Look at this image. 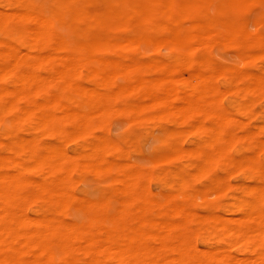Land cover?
Instances as JSON below:
<instances>
[{"label": "bare ground", "instance_id": "1", "mask_svg": "<svg viewBox=\"0 0 264 264\" xmlns=\"http://www.w3.org/2000/svg\"><path fill=\"white\" fill-rule=\"evenodd\" d=\"M98 1L102 2L103 9L90 17L84 3L91 0H50V7L45 9L29 0H0V5L2 4L0 7V133L10 138L8 143L0 141L3 146V150L0 151V263L55 264L53 262L55 254L49 244L53 239H59L63 256L68 258V264H77L75 257L77 252L89 257V260L83 264H217L218 262L264 264V212L258 206V201L263 196V183L262 187L260 186L262 184L258 186L255 184L256 187L253 188L251 186L249 188V185L245 186L251 194L250 198L233 201L231 209L236 210L238 217H226L216 214L217 212L210 215L190 214L186 210L182 212V214H190L189 217H196L214 240L222 241L220 245L212 243L205 250L200 251L199 247L184 235V225L180 220L158 221L159 233L155 235L140 229L137 225H131L133 221L143 220L136 215L130 216L127 206L136 203L148 204L145 199H140L138 194V177L135 170L121 171L118 179L120 185L115 195L119 202L116 211L111 210L110 201L115 200L112 196L104 195L100 201L93 203L80 196L77 198L64 189V177L56 173L63 172L65 175L69 172L99 168L97 163L103 161V151L113 146L107 139L94 143L91 153H76L73 156L69 153L68 156L66 154L68 152H64L66 150L62 149L61 144L40 146L28 137L20 140L14 137L18 123L23 124L25 128H45L51 133L60 132L67 122L66 119L71 120L75 127H86L91 121V114L98 112L114 114L115 109L117 112L113 103L121 94L148 98L149 102L146 104L143 102L144 105H141L143 107L169 105L168 94L172 88H175L172 81L177 75L167 79L166 77L164 79V76L162 79L160 75L161 79L157 78L160 83L153 82L152 85L139 78L132 84L111 89L108 85L109 78L117 73L128 75L130 67L126 63L121 64L115 57L106 58L100 54L103 49H123L139 41L154 43L158 40L166 44L169 49L180 51V58L186 61L182 68L165 66L164 72L167 74L174 71L184 72L189 85H201L199 93H193L195 96L191 98L186 97L183 105L180 104L178 107L173 105L175 109L171 110L175 117H179L177 120H199L192 129L202 133L204 143L209 147L204 149L202 145L194 143L193 147L190 146L191 149L186 150V155L196 161L193 172L203 174L210 171L217 156L227 161L225 152L227 149L222 144L233 140L230 132L228 133L230 137L224 132L225 123L233 116L225 115L221 109H210L209 102L205 99L206 94L219 90L213 83L215 77L221 74L227 75V72L225 69L214 68L212 72L205 74L200 67L188 64L191 59L192 42L196 41L200 46L213 42L227 44L232 41L250 44L259 37L246 29L245 20L226 22L224 32L215 31L216 19L204 12L205 6L208 7V4L214 3L215 0ZM253 1L255 0H220L216 8L220 10L226 7V10L243 11L248 10ZM193 12H198L199 17L196 18ZM58 26L61 28L67 26L71 31L76 32L77 39L65 40L62 36L64 33L60 34L57 30ZM120 28H125L127 34L122 36L115 33L108 34L109 31ZM134 31L136 32L131 33ZM155 31L159 33L158 36H153V33L156 34ZM15 37H19L20 45L13 41ZM155 43L156 46H160L157 45V41ZM260 53L254 52L251 56H259ZM92 62L98 63V66L86 69L89 77L98 80L93 87L78 80L81 67ZM39 68H44L45 73H40ZM252 73H245L241 84L233 86L232 89L244 97H248L252 92L264 90V76ZM157 87L166 95L158 96L155 91ZM230 90L228 89L229 92ZM229 92L227 93L230 94ZM215 98H218V95H215ZM219 99L222 100V97ZM134 103H137L136 107L141 109L136 101L130 105ZM112 107L115 108L113 111H107ZM5 118L10 121V126L2 128L1 123ZM201 119H209V125L202 124ZM167 133L171 134L172 131ZM233 135L242 136L238 133ZM5 150L10 154H5ZM23 150L32 160L33 167H40L44 172L36 180L27 179L22 175L26 167L24 165L27 164L23 165L17 154ZM9 165L14 169L13 173L3 170ZM105 166L104 170L108 172L113 164ZM121 167L119 166L118 169L121 170ZM25 188L31 196H42L62 207L84 211L85 221L90 226L84 227L66 222V225L63 224L64 227L60 229L47 218L27 217L20 210L18 195L16 196L17 191ZM112 192H115L114 189ZM121 194L124 198L119 197ZM170 207L174 213L182 211L176 203ZM27 226H33L35 229L26 231ZM37 226L43 229L40 230ZM123 236L124 240L120 241L119 238ZM148 237L158 241V245H147L144 240L141 244V240ZM77 240L84 241V244L74 245ZM34 246L37 247V252L32 251ZM235 246H242L252 256L239 258L229 254L227 248L231 249Z\"/></svg>", "mask_w": 264, "mask_h": 264}, {"label": "rangeland", "instance_id": "2", "mask_svg": "<svg viewBox=\"0 0 264 264\" xmlns=\"http://www.w3.org/2000/svg\"><path fill=\"white\" fill-rule=\"evenodd\" d=\"M29 1L44 9L51 5L50 0ZM218 1L220 0H215L214 3L208 4V7L205 6L204 8L205 14L216 19L217 23L214 26L215 31L218 33L224 32V24L226 22L245 20L247 23L246 29L259 37L250 44H244L243 42L235 43L232 41L227 44L213 42L208 45L200 46L196 41L192 42L191 59L188 64L200 67L205 74H209L214 68L225 69L227 72V75L221 74L216 76L213 81L214 85L217 86L216 89L219 90H214L206 95L204 94L206 97L205 99L209 102L208 107L210 109H221L225 115L229 117L233 116V118H230V121L225 123L224 132L226 135L230 132V135L233 137L232 139H235V141L231 140L230 143L222 144L224 148L227 149V151H225L227 161H223L222 158L217 156V160L212 164V166H214H211L212 168L210 171L203 174H195V171L193 172V166L196 161L194 158L192 159L186 155V150L191 149L194 143L195 145H202L204 149H209V147L205 145L202 133H197V131L192 129L199 120H177L179 117H175L172 111L175 107H178V105H183L186 97L191 98L195 96V93H199L198 91L201 85H189L185 76L186 73L184 72L180 73L174 71L171 72V74L164 72L165 66L182 68L186 61L180 58V51L176 49L171 50L166 44L158 40H155V42L157 41V45L160 46H156V43H153V41H139L123 49H103L100 54H103L106 58L115 57L121 64L126 63V65L130 67L128 75L126 74L127 76L117 73L109 78L108 85L111 89L132 84L136 80H139V78L152 85L154 84L153 82H155V84L159 82L157 78L160 75L162 79L163 76L164 79L165 77L167 79V77L170 78L172 76V78H174V75H177L175 77L177 79L174 78L172 81L175 88H172L171 92L173 91L174 93L170 92L168 94L169 96L167 95L169 97V105L171 104L170 106L160 104L157 106L145 105L146 107H143L141 106L143 102L145 104L149 102L148 98L137 95L121 94L116 97L113 103V107L117 108V112L116 109L112 107L107 111H113V109H115L114 114L112 112L91 114V121L86 127H75L71 120L66 119L67 122L61 128L60 132L51 133L49 130H45V128H25L23 124L18 123L19 126L14 136L18 140L28 137L29 140H34L33 142L40 146L61 144L63 146L62 149L65 148L66 150L64 152H68L66 153L68 156H70V154L73 156L76 153H91L94 143H98L101 139H107L113 146L103 151L104 159L97 163V165L100 166L99 168L69 172L65 173V175L63 172L56 173V175L64 177V189L77 198L82 197L86 201L90 200L93 203L100 201L101 198H104V195L108 197L112 196L115 200L110 201L112 205L111 210L116 211V208L119 207V202H117L115 195L120 185L118 179L121 176V171L135 170L138 177V194L141 197L140 199H145L148 204L140 203L139 205V203H136L135 205L127 206L130 216L134 217L136 215L143 220L140 222L133 221L131 225H137L140 229L149 231L150 234L155 235L159 233L158 221L175 222V220H180L184 225V235H186L191 243L194 242V245L199 247L198 249L200 251L203 249L205 250L212 243L220 245L222 241L218 239L214 240L212 235L204 229L196 217H189L190 214L199 213V215H210L217 212L216 214H222L226 217H238L239 214L236 210L231 209L233 201L250 198L251 194L246 189L248 185L249 188L250 186L253 188L254 186L256 187V185L264 184V141H262V139H264V125H261L264 124V90L252 92L248 97H244L236 93L234 91L235 89H232L241 84L245 78V73L250 74L253 72L252 74L257 73L258 75L264 76V0L253 1L248 10L243 11L233 9L226 10V7L218 10L216 8ZM91 2H93V4ZM91 2L84 3L85 10L90 17L100 12V9H103L101 1L91 0ZM193 14L196 18L199 17L198 12H193ZM134 28L136 27L134 26ZM57 30L60 34L64 33L62 36L67 41L77 39V33L71 31L67 26H62V28L58 26ZM135 32L136 31L131 33ZM155 32L156 34L153 33V36H158L157 34L159 33L157 31ZM114 33L122 36L127 34V30L125 28H120L111 30L108 34L111 35ZM13 41L17 45L21 44V42H19V37L13 38ZM252 51L262 53H260L259 56H251V53H254ZM97 66L98 63L92 62L87 66L81 67L78 80L87 86H95L98 80L89 77L86 68ZM38 71L40 73H45L44 68H39ZM178 77L182 78L179 80ZM224 90L226 94H228L227 92L230 94L226 95ZM155 91L160 97L166 95L159 87H157ZM221 93L224 94L221 95ZM215 95H218V98H215ZM219 97H222V100H220L221 98L219 99ZM133 101L138 102L141 109L140 107H136L138 106L137 103L131 106L130 104ZM243 102L247 103L243 104ZM173 105L177 106L173 107ZM135 108L140 110L137 111ZM99 113H101V115ZM139 117L141 118L139 119ZM241 120L243 121V125ZM200 122L204 125H209L210 123L209 119H201ZM97 123H101L102 126ZM4 126H10V121L6 118L3 123H1V127L3 128ZM185 128L187 129L185 130ZM36 129L39 133H37ZM78 129H80L81 132ZM42 131L45 133H42ZM170 131H172V133L168 134L167 132L170 133ZM255 131H257V133H254ZM236 133L242 136L233 135ZM230 135L228 134L229 137ZM0 141L8 143L10 142V138L0 133ZM72 142L73 144H70ZM1 149L3 150V146L0 144V151ZM5 154L9 155L10 153L5 150ZM161 154H163V156ZM158 155L161 158L158 157ZM248 155L249 157H247ZM17 158L23 165L27 164L24 165L26 166L25 169H27H23L22 171L23 177L36 180L41 173H44L40 170V167H33L32 160L29 159L27 152L24 150L17 154ZM233 162L237 166L240 165L236 167ZM107 164L109 166L113 164V166H110L111 170L108 172L104 170ZM28 166L31 167L28 168ZM119 166H122L121 170L118 169ZM3 170L8 173L14 172V169L10 165L3 168ZM116 177H118L117 180ZM225 182L227 185L229 184L228 187H226L227 185ZM263 184L260 186L262 187ZM262 188L264 189V186ZM112 189H114L115 192H112ZM242 189L244 190L242 191ZM262 193L263 196L259 199L258 206L264 212V191ZM122 195L123 194L119 197L124 198ZM16 196L19 201L20 210L27 217L31 216L32 219L37 217L47 218L60 229L66 225V222L75 223L84 227L90 226L89 224L87 225L85 221L86 214L84 211L71 207H62L54 201L45 199L42 196H31L27 193L26 188L17 191ZM174 203L182 208L180 213H174L171 209L170 206ZM185 210L187 213L190 212V214H182ZM37 228L40 230L43 229L41 226H37ZM34 229L35 227L33 228V226L26 227V231ZM123 229L125 230L126 228L124 227ZM58 240L53 239L49 244L50 249L55 254L53 262L55 264H68V258L63 256L62 247L59 244L61 240ZM119 240L123 241L124 236L120 237ZM143 240L147 245L151 246H156L159 243L151 237H148L142 239L141 244ZM77 243H81L80 245H82L84 241L77 240V242L73 244L76 245ZM32 251L37 252V247L34 246ZM227 251L229 254H233V256H239V258L241 256H252L247 253L242 246H235L231 249L227 248ZM25 257L29 258L27 255H25ZM75 257L77 264H83L89 260V257L83 256L78 252L75 254ZM217 264L221 263L218 262Z\"/></svg>", "mask_w": 264, "mask_h": 264}]
</instances>
